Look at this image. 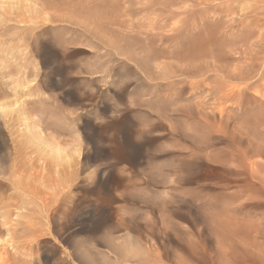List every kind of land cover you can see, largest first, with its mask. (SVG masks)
Wrapping results in <instances>:
<instances>
[{
	"label": "rangeland",
	"instance_id": "rangeland-1",
	"mask_svg": "<svg viewBox=\"0 0 264 264\" xmlns=\"http://www.w3.org/2000/svg\"><path fill=\"white\" fill-rule=\"evenodd\" d=\"M145 2L0 0V264H114L131 243L165 264H264L256 88L241 111L163 80L180 64L162 54L217 51L240 2L219 21L193 0Z\"/></svg>",
	"mask_w": 264,
	"mask_h": 264
},
{
	"label": "bare ground",
	"instance_id": "bare-ground-1",
	"mask_svg": "<svg viewBox=\"0 0 264 264\" xmlns=\"http://www.w3.org/2000/svg\"><path fill=\"white\" fill-rule=\"evenodd\" d=\"M193 1L206 5L205 9L199 10L201 11L200 14H202L203 17L208 16L209 10H212L213 11L212 13H214L216 17L218 18L217 21L222 19V17L224 16H229L232 14L234 15V13H236L233 7L235 5L233 3L229 4L233 0L231 1L228 0L229 3L227 1L217 2V0H193ZM244 1L245 0H238L241 6L240 7L241 13L238 15L236 19L231 18L233 19V22L231 23V25H228V24L224 25L222 23L220 24V25H224L221 27H223V30L224 29L226 30L222 31V34L220 35V37L222 38L221 41H224V43L222 42L221 44H219V46L220 45L221 46L220 48H217V51L215 52H212V51L204 52L203 50L198 51L196 49H192L190 46V47H185L182 53H179V51L178 52L171 51L167 53L164 52L162 55H166L167 58L169 59L172 58L173 61L175 60L177 62V65L178 64L180 65L178 66H176L175 64L171 65V62H170L169 64L171 65L172 68L174 66V70L172 71V75L168 77L164 76L163 80L166 81L165 85L167 86V88L171 89L176 84H179L181 82L182 83L186 82L184 80L185 78H189L190 80H188L189 81L188 83L193 87V89L198 90L200 88L202 91L204 90L210 91L214 97H217L220 100H229V101L234 100L235 104L237 105V107H239L241 111L245 110L244 108L245 104H243L242 98H244V96L248 93L249 89L256 88L255 90L253 89L255 91L253 98L254 100L257 101L259 110H257L253 114V117L255 121L257 120V123L260 126L264 127V33L257 32V31H255L254 33L252 30V28H256L261 25H264V0H253L255 5L252 8H249L248 5L244 4ZM143 5L144 7H142V9L140 10L142 12V15L143 14L147 15V14L154 13V12L155 13L161 12L163 10L162 7H165L167 5L171 6L172 4L170 2H167V0H156L153 3H152V0H146L145 4ZM154 5H157V7H155ZM190 9L193 10L192 8ZM186 10L183 11L185 14H186ZM170 12H171V9H170ZM187 12L189 11L187 10ZM178 13L179 11H177V14ZM152 15H155V14H152ZM203 17L201 16L200 18L203 19ZM173 18H175V16ZM187 18L188 17H186V19ZM161 22H160V25H162ZM179 22H181V20ZM234 22L236 23V28L233 26ZM201 24H204V23H201ZM174 25H176V23ZM201 26H204V25H201ZM262 27L263 26H261V28ZM201 28H204V27H201ZM252 37H255V40L251 41L250 39ZM226 52H228V54H226ZM233 54H236V55L233 56ZM177 75L178 76L182 75L185 78H177L172 81L168 80V78H171ZM233 80L240 81L241 82L240 84L242 85L237 84L236 86H232L231 88H229L227 82L233 81ZM249 118H250V114H247L241 122L245 124ZM220 119H222V117H220ZM239 153H240L239 155L243 157L244 161L249 156L248 149L247 150L244 149L243 151L240 150ZM233 154L234 153L232 152V155ZM254 154L259 155V151L254 152ZM234 159H237L236 156ZM237 161H239V159ZM250 164H252V162H250ZM238 169L240 170V168ZM238 179L239 178H237L236 181ZM240 180L242 181V178ZM120 214L122 213L120 212ZM261 231L262 230L260 229L254 230V234L252 235L253 239H257L261 237L262 235ZM113 246H117V243H113ZM122 251H123V254L122 256H120L122 258H119V256H117L116 253L114 252L115 253L114 260H113L114 264H165L163 260L165 256L163 255V253L158 252L159 251L158 248L155 245L150 244V243L149 244L131 243V244H128V246H126L124 250ZM176 264H179V263L176 262ZM182 264H185V263H182Z\"/></svg>",
	"mask_w": 264,
	"mask_h": 264
}]
</instances>
